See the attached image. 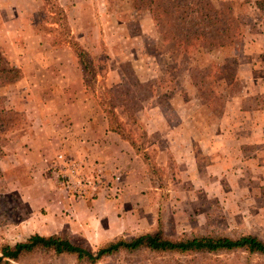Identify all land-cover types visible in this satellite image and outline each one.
Masks as SVG:
<instances>
[{
	"label": "rangeland",
	"instance_id": "1",
	"mask_svg": "<svg viewBox=\"0 0 264 264\" xmlns=\"http://www.w3.org/2000/svg\"><path fill=\"white\" fill-rule=\"evenodd\" d=\"M68 1L69 13L63 9L70 30L72 26L73 37L88 54L89 95L97 102L93 91L100 95L105 89L127 88L135 99V108L118 107L115 112L125 134L143 143L151 161L152 174L146 170L153 179L151 188L142 201L129 203L127 214L109 221L119 231L116 237L103 236L100 226L81 232L74 214L61 201L70 190L61 184L63 179L56 182L57 187H28L26 172L12 161L7 164L0 136V246L14 245L33 234H58L93 251L116 238L147 232H162L168 238L248 234L264 241V145L233 147L241 140L257 138L252 133H264V0H150L153 5L149 0ZM14 3L0 0V36L7 28L15 30L16 26H1L13 14L10 5ZM190 4L208 5V13L218 11L232 22L237 41L214 48L186 41V31L202 27L185 10ZM35 5L36 29L49 42L56 33H46L40 25H56L46 18L42 23L36 20L49 6L42 0ZM150 7L161 15L160 29ZM21 8L28 18L30 6ZM217 28L209 26L203 33L214 38ZM0 59V68H12L1 51ZM15 76L0 70V109H9L7 97L14 82L6 83V79ZM95 183L94 178L82 181L91 190L100 188ZM55 191L53 200L48 192ZM70 191L76 197L84 195ZM179 263L264 264V257L245 260L242 254H230L193 260L143 253L129 258L119 253L95 264ZM9 264H76V260L35 255Z\"/></svg>",
	"mask_w": 264,
	"mask_h": 264
},
{
	"label": "crops",
	"instance_id": "2",
	"mask_svg": "<svg viewBox=\"0 0 264 264\" xmlns=\"http://www.w3.org/2000/svg\"><path fill=\"white\" fill-rule=\"evenodd\" d=\"M27 1L15 0L10 5L13 14L1 25L16 26L14 31L5 29L0 36V51L12 62L9 66L21 73L10 87L7 108L27 120L24 127L7 136L3 146L7 164L12 161L26 172L28 187H57L61 173L74 171L76 192L84 195L76 197L67 190L61 201L77 219L76 228L80 226L81 232L89 233L100 226L103 236L116 237L119 231L109 221L116 222L127 214L129 203L143 200L146 189L151 188L147 167L127 141L109 130L105 114L84 85L71 49L53 46L38 34L34 21L37 0ZM57 2L69 13L68 0ZM25 5L31 8L28 18L21 13V6ZM252 135L257 138L241 140L233 147L241 150L246 144L264 145V140L258 139L264 133ZM230 137L236 139L235 135ZM87 178H94L100 188L85 189L82 181ZM56 194L48 192L53 200L57 199ZM95 194L98 197L93 198Z\"/></svg>",
	"mask_w": 264,
	"mask_h": 264
},
{
	"label": "trees",
	"instance_id": "3",
	"mask_svg": "<svg viewBox=\"0 0 264 264\" xmlns=\"http://www.w3.org/2000/svg\"><path fill=\"white\" fill-rule=\"evenodd\" d=\"M45 6H49L47 12L36 15V20L42 23L45 18L50 24L56 26H48L46 23L40 25L42 30L46 33H56L55 36L49 37L48 41L53 46L66 44L77 59V63L82 71L83 82L86 89L89 87L86 75L90 69L88 62L87 51L76 41L70 30L67 20V15L64 9L58 4L56 0H42ZM149 0V5H153ZM208 5L194 6L190 4L186 6V11L190 16L199 19L202 24L200 29L195 31H186L184 38L186 41L192 40L197 42L203 47L214 48L230 45L237 41V36L232 33L233 23L224 20V17L218 11L210 10L207 12ZM188 8V9H187ZM151 13L153 12V20L156 28L160 29L161 15L155 14L150 7ZM44 26V27H43ZM46 26V27H45ZM209 26H218L214 38L210 33H203ZM221 26L224 29L221 30ZM1 61V59H0ZM2 73L14 74L15 77H8L6 83H12L21 78V73L15 68H0ZM100 93V92H99ZM93 95L97 100L99 106L105 113L108 128L110 131L115 132L121 136L122 139L127 141L135 150L137 155L141 157L145 163L148 172L152 174L151 161L148 159V154L143 147L142 142H137L132 136L125 134V129L122 122L116 115L115 109L118 107H133L135 108V99L133 98L129 89L116 88L105 89L104 92ZM125 96V99L117 101L116 96ZM108 99V101H106ZM18 119V121H17ZM26 124L25 117L10 109H0V136L2 146L7 143V132L22 128ZM151 180L152 177H151ZM123 253L127 257H133L138 254H145L147 257L167 256L178 257L181 259L191 257L196 259H207L217 256H226L230 254H242L244 259L249 257L258 256L264 257V241L259 238L242 234L237 236L225 235H183L177 238H168L162 232L143 233L133 237H119L111 240L96 250L87 249L85 247L74 244L70 238L53 234L49 236H42L33 234L28 236L25 240L17 242L14 245L3 244L0 246V264H9L10 262L22 263L25 258L29 256L39 255L46 256H72L76 260V264H95L97 261L109 258L113 255ZM183 264V263H179ZM214 264V263H202Z\"/></svg>",
	"mask_w": 264,
	"mask_h": 264
},
{
	"label": "built area",
	"instance_id": "4",
	"mask_svg": "<svg viewBox=\"0 0 264 264\" xmlns=\"http://www.w3.org/2000/svg\"><path fill=\"white\" fill-rule=\"evenodd\" d=\"M59 177L63 179V183L67 188H69L70 190H75V192L77 191V185H75V183L73 182V178L75 177L74 171H71V174L61 173Z\"/></svg>",
	"mask_w": 264,
	"mask_h": 264
}]
</instances>
